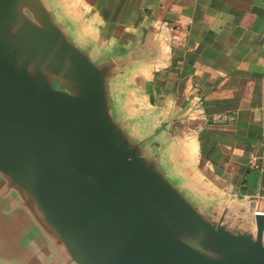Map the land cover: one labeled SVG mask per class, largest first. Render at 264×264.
<instances>
[{"label":"water","instance_id":"water-1","mask_svg":"<svg viewBox=\"0 0 264 264\" xmlns=\"http://www.w3.org/2000/svg\"><path fill=\"white\" fill-rule=\"evenodd\" d=\"M134 42L90 36L67 0H0V264H264V215L143 113Z\"/></svg>","mask_w":264,"mask_h":264},{"label":"crops","instance_id":"crops-1","mask_svg":"<svg viewBox=\"0 0 264 264\" xmlns=\"http://www.w3.org/2000/svg\"><path fill=\"white\" fill-rule=\"evenodd\" d=\"M67 1L90 36L142 48L138 103L188 121L180 148L199 181L220 197L264 191V0Z\"/></svg>","mask_w":264,"mask_h":264},{"label":"built area","instance_id":"built-area-1","mask_svg":"<svg viewBox=\"0 0 264 264\" xmlns=\"http://www.w3.org/2000/svg\"><path fill=\"white\" fill-rule=\"evenodd\" d=\"M172 29L174 30V28L171 26L169 27V32H168V36L169 38L172 40ZM246 201L244 202V204L246 205V208L248 211L255 213V214H262L264 215V207L261 206L259 204V198H263L264 199V195H257V196H245Z\"/></svg>","mask_w":264,"mask_h":264},{"label":"rangeland","instance_id":"rangeland-1","mask_svg":"<svg viewBox=\"0 0 264 264\" xmlns=\"http://www.w3.org/2000/svg\"><path fill=\"white\" fill-rule=\"evenodd\" d=\"M257 195L263 196L264 195V191H262L261 193L260 192H255V196H257ZM259 204L264 207V199L263 198H259Z\"/></svg>","mask_w":264,"mask_h":264}]
</instances>
